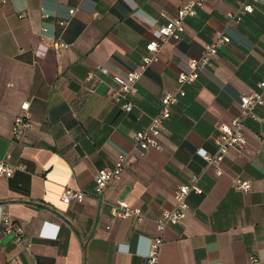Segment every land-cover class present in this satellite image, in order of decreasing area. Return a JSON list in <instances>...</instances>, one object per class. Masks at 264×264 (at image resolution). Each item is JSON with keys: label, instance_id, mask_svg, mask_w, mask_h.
I'll return each mask as SVG.
<instances>
[{"label": "crops", "instance_id": "crops-1", "mask_svg": "<svg viewBox=\"0 0 264 264\" xmlns=\"http://www.w3.org/2000/svg\"><path fill=\"white\" fill-rule=\"evenodd\" d=\"M182 2L0 3V160L24 166L9 177L0 174V217L23 232L16 240L0 224V264H142L148 239L157 235L155 218L172 207L174 188L191 175L201 193L189 192L183 219L162 231L156 264H251L250 256L264 264V95L253 107L258 119L243 121L242 146L217 164L220 174L196 153H215L219 125L229 123L239 96L264 76V0L235 24L226 14L237 0H205L183 19L180 39L162 42L153 54L128 96L131 110L112 98L117 80L138 65L152 30L173 18ZM216 34L229 41L170 106L161 148L140 151L131 134L147 126L161 95L175 90L186 60ZM22 101L31 127L12 140L10 123ZM119 152L125 164L100 200L93 175ZM235 179L247 180L249 190L235 189ZM64 187L84 198L62 202ZM117 198L138 207L143 220L110 217L108 203Z\"/></svg>", "mask_w": 264, "mask_h": 264}, {"label": "built area", "instance_id": "built-area-1", "mask_svg": "<svg viewBox=\"0 0 264 264\" xmlns=\"http://www.w3.org/2000/svg\"><path fill=\"white\" fill-rule=\"evenodd\" d=\"M258 0H237L235 10L226 14V19L229 24L238 23L242 16L250 14L253 11V4ZM6 0H0V3H5ZM205 0H183L178 7L173 18L168 19L163 24L156 26L152 30V38L148 40L144 46L145 53L140 56L138 65L127 70L122 78L117 80L116 90L112 93V98L120 102V108L129 112L132 108V103L128 96L136 93V80L145 71L147 65L153 58V54L157 52L160 44L167 40L177 42L183 33V19L187 16H193L196 9L201 7ZM73 8H69L67 12L71 14ZM18 17H22L23 13H19ZM59 26L64 25L63 20H58ZM42 30H44L42 28ZM57 46L66 47L59 40H54ZM53 41V42H54ZM229 38L226 35L216 34L212 40L205 44L197 57H191L186 60L185 69L178 72L175 77V90L164 92L160 99L157 111L149 118L147 126L138 129L131 134V141L140 151L147 149L159 150L161 148L159 136L163 129V121L169 116V108L180 97L184 95L183 86L194 82L198 75V70L206 65L209 59L216 54L217 48L226 44ZM58 47L54 49L55 56H59ZM102 74L107 75L108 71L104 68H98ZM9 85V84H8ZM264 95V76L256 83V89L247 94H242L238 98V107L236 114L230 119L227 124H220L217 134L213 137L215 153L207 154L203 149L199 148L196 153L203 158L207 163L215 166V174H220L217 164L230 149H239L244 142V132L242 124L245 118L258 119L253 113V107L256 104H262ZM20 113L13 116L9 131L12 140H18L31 127V120L28 114V102L22 101L19 104ZM125 164V154L117 153L111 166H104L97 169L93 175V192L102 199V191L105 185L117 179ZM22 164L11 165L0 160V174L9 177L14 170H23ZM196 176L191 175L187 182L178 184L172 192L173 205L170 209H164L155 218L154 226L157 235L149 238L147 248L143 256L142 264H156L158 257L159 246L162 242L161 233L169 225H176L185 216L188 209L187 195L189 192L196 194L201 193V189L196 185ZM234 188L247 192L250 184L247 180L235 179ZM84 193L80 190L64 187L61 189L59 197L64 203L73 201L81 202L84 198ZM109 215L116 219H133L136 222H141L143 216L138 207L131 206L129 202L123 199H115L108 203ZM0 224L3 232H12L15 239L18 240L22 235V228L13 223L8 217L1 216ZM250 263L254 264L256 259L252 256L249 258Z\"/></svg>", "mask_w": 264, "mask_h": 264}]
</instances>
